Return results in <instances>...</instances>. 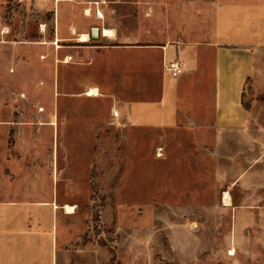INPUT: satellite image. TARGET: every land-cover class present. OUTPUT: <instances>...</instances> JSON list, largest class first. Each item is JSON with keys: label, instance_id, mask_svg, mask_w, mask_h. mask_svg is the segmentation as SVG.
I'll use <instances>...</instances> for the list:
<instances>
[{"label": "rangeland", "instance_id": "obj_1", "mask_svg": "<svg viewBox=\"0 0 264 264\" xmlns=\"http://www.w3.org/2000/svg\"><path fill=\"white\" fill-rule=\"evenodd\" d=\"M86 1L114 12L131 34L133 15L144 14L146 46L157 31V3L185 13L199 0ZM57 3L0 0V109L31 110L38 126L41 114L56 121L34 130L38 145L23 151L25 138L0 120V158L30 163H10L15 177L3 187L31 205L60 207L54 219L52 203L44 207L50 216L34 224L36 240L16 243L12 255L0 249V264H264V77L247 87L254 137L243 138L239 160L228 148L216 152L212 129L125 122L114 112L120 100L147 108L143 99L157 97L155 67L129 74L125 63L135 55L117 51L61 62ZM236 6L240 14L246 7ZM95 42L90 36L83 46ZM91 85L111 92L88 96ZM96 119L107 126L95 131Z\"/></svg>", "mask_w": 264, "mask_h": 264}, {"label": "crops", "instance_id": "obj_2", "mask_svg": "<svg viewBox=\"0 0 264 264\" xmlns=\"http://www.w3.org/2000/svg\"><path fill=\"white\" fill-rule=\"evenodd\" d=\"M57 2L60 6L57 11L58 39L64 40L58 45L61 62L70 63L72 57L73 62L82 63L87 58L92 60L94 54L117 51L135 55L132 62L125 63L127 73L135 66L139 73L146 66L155 67L157 97L152 102L150 100L154 97L143 99L147 108H138L137 102L130 99L120 100L114 112L121 113L123 121L161 128L183 125L185 129L197 133L212 129L217 132V148H221L217 153L228 148L234 159L242 157V148L245 147L243 138L254 137L255 117L252 106L246 101L247 87L264 77V0H199L193 1L192 5L187 4L189 6L185 13L173 12L171 9L164 12V6L159 2L157 31L153 32V42L146 43V46L140 45L146 38L144 14L133 15L137 18L134 23L136 31L131 34L128 24L118 22L115 13L109 12L107 7L103 10L100 3L99 6L91 4L89 7L86 0ZM239 3L246 5L242 14L235 10ZM178 15L182 17L179 20ZM238 15H241L240 19ZM105 30L110 31V34H106ZM82 36L86 38L81 39ZM90 36L96 42L83 46ZM48 49L51 50L50 46ZM172 62L182 66L180 75L173 76L166 68ZM20 75H23L19 78L23 81L28 78L24 72ZM91 90H97L98 94L90 95ZM85 92L88 96L106 98L103 96L111 91L91 85ZM108 112L111 115L108 121L111 123L114 116L111 109ZM33 115L31 110L0 109V120H9L10 127L19 131L21 138H25L23 151L26 147L38 145L39 139L31 138L34 130H40L41 125L56 124V121L48 122L41 114L38 126L30 118ZM105 126L107 121L95 120V131ZM231 140L233 144H228ZM12 162H20L25 169L30 166L27 158L21 161H3L0 158V249L9 250L10 255L16 243L24 245L36 240L33 238L36 231L34 224L38 225L47 215L50 216L44 207H50L49 203H52L53 219L55 209H60L54 201H37L31 205L28 201L14 198L11 191L7 195L9 190L3 187V183L8 184L15 177L9 167ZM254 169L251 166L248 171Z\"/></svg>", "mask_w": 264, "mask_h": 264}, {"label": "bare ground", "instance_id": "obj_3", "mask_svg": "<svg viewBox=\"0 0 264 264\" xmlns=\"http://www.w3.org/2000/svg\"><path fill=\"white\" fill-rule=\"evenodd\" d=\"M91 10H89V12H90ZM91 13V12H90ZM100 16L101 17H103V14L100 12ZM97 32V29H95V33ZM105 33L106 34H110V31H107V30H105ZM86 38V36H82L81 37V39H85ZM90 95H97L98 93H97V90H91L90 91V93H89ZM225 198H227V196H228V194L227 193H225ZM65 209H66V212L67 213H74V211H75V206H73V205H66L65 206Z\"/></svg>", "mask_w": 264, "mask_h": 264}, {"label": "built area", "instance_id": "obj_4", "mask_svg": "<svg viewBox=\"0 0 264 264\" xmlns=\"http://www.w3.org/2000/svg\"><path fill=\"white\" fill-rule=\"evenodd\" d=\"M166 68L173 76H178L183 72V68L178 62H172Z\"/></svg>", "mask_w": 264, "mask_h": 264}]
</instances>
